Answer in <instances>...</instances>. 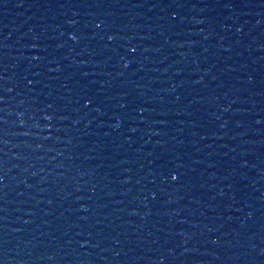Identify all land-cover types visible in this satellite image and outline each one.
<instances>
[{"label": "water", "instance_id": "obj_1", "mask_svg": "<svg viewBox=\"0 0 264 264\" xmlns=\"http://www.w3.org/2000/svg\"><path fill=\"white\" fill-rule=\"evenodd\" d=\"M0 264H264V0H0Z\"/></svg>", "mask_w": 264, "mask_h": 264}, {"label": "snow or ice", "instance_id": "obj_2", "mask_svg": "<svg viewBox=\"0 0 264 264\" xmlns=\"http://www.w3.org/2000/svg\"><path fill=\"white\" fill-rule=\"evenodd\" d=\"M97 27H99V25H97ZM73 39H75V37H73ZM109 39H111V37H109ZM249 79H251V77H249ZM46 119H47V117H45ZM173 179L175 180L176 179V177L175 176H173Z\"/></svg>", "mask_w": 264, "mask_h": 264}]
</instances>
